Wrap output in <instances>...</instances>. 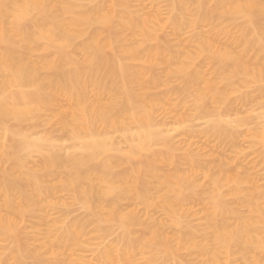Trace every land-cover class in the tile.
<instances>
[{
  "label": "rangeland",
  "instance_id": "374dc122",
  "mask_svg": "<svg viewBox=\"0 0 264 264\" xmlns=\"http://www.w3.org/2000/svg\"><path fill=\"white\" fill-rule=\"evenodd\" d=\"M67 3H73L70 11L63 9ZM199 3L213 12H199ZM51 6L62 26L56 43L76 24L70 47L33 45L28 57L41 78L73 82L75 74H99L101 62L118 57L126 90L138 79L149 87V132L156 137L149 148L143 135L131 144L124 134L137 128L125 116L122 128L105 129L113 148L96 153L93 145L104 140L102 125L87 130L79 109L99 103L89 88L71 102L54 87L32 99L39 108L29 118L0 116V184L13 183L8 200L0 195V216L9 224L0 227V264H100L96 256L105 249L117 264H129L125 251H113L128 243L134 249L131 264H208L198 247L213 245L207 215L214 211L225 212L232 226L237 222L232 213L252 219L249 242L236 249L229 264H264V93L259 95L264 90V0H60ZM111 7L118 26L87 23L86 16L97 19ZM226 16L233 20L230 25ZM242 49L250 60L246 71L224 56ZM0 53L25 58L16 43L0 45ZM48 62L63 74L52 75ZM209 81L217 96L200 99L197 94ZM72 104L80 105L72 110ZM212 121L230 126L231 135L213 134ZM21 136L30 140L25 149ZM37 143L43 149L33 146ZM12 150L15 159L6 155ZM51 152L56 158L48 165ZM66 157L71 161L62 164ZM163 177L168 182L159 185ZM99 196L112 203L102 212L94 208ZM246 198L259 213L248 212ZM165 201L173 204L175 215ZM214 218L220 220V214ZM77 221L84 222L83 231L74 226Z\"/></svg>",
  "mask_w": 264,
  "mask_h": 264
},
{
  "label": "bare ground",
  "instance_id": "6f19581e",
  "mask_svg": "<svg viewBox=\"0 0 264 264\" xmlns=\"http://www.w3.org/2000/svg\"><path fill=\"white\" fill-rule=\"evenodd\" d=\"M51 2L59 3L60 0H0V45L5 46L16 43L21 46L25 55V58H21L16 54L0 53V116L13 118L18 121L29 118L31 116V112L36 111L39 108L38 105L32 101V99H39L40 95L53 91L55 89L54 87L63 91L67 97L70 98L71 102L79 100V98L82 97V95L85 94L89 88L90 92L94 91L96 93V98L99 103H96V105H83L80 106L79 109L85 113V117H82V119L86 123L87 130L94 131L102 125L100 131L103 133L104 140L97 142L95 146L93 145L95 152H106L109 148H113L106 135L107 133L105 134V129L122 128L124 125L120 118L125 116H127L131 123H134L137 128V131L134 133H125V139L132 144L136 141L140 142L139 136L143 135V137L146 138L143 145L145 148H149L156 137V135H152L149 132L148 116L151 107L149 102H146L147 95L145 94V91H147L149 87L147 84V88L144 87L142 79H138L139 81L131 82L132 86L130 89L126 90L125 83L119 76L121 73V64L118 57L101 62L99 74L90 71L82 75L75 74L76 77L73 79V82H64L59 84L51 78H41L39 73L40 71L36 63L28 57L31 53H33V45L38 42H43L46 48L54 47L56 45L60 47H70L72 34L69 33L76 24V22L70 24V26L64 30L66 35L64 41L56 43L54 36H56L59 32L61 33L62 26L56 19V14L51 6ZM181 6H183V3ZM70 7H73V3H67L63 9L66 8L67 11H70ZM100 7H102V3L100 4ZM197 9L201 13H208L210 11L213 12L210 8L207 10L208 12H206L202 3L198 4ZM113 13L114 10L113 7H111V12L105 13L97 19L92 17L88 18V16H86V20L89 24H114L113 26L116 27L118 24L116 22H112ZM248 16V14H245L243 19L248 20L247 23H250L252 18H247ZM146 20L147 19L144 18V21ZM223 20L226 23H229V25L233 22V20L227 16L224 17ZM42 21L47 23L44 27L41 26ZM145 52L148 53L149 51L145 50ZM224 56L226 59L235 61L236 64L241 67V71L248 70L247 67L250 65V60L245 57L246 55L244 49L236 55H232V53L225 51ZM88 61L90 63H94L92 59H88ZM45 65L52 75L59 76L63 74L61 67H56L54 63L48 62L45 63ZM238 72V70H235L232 74H229L228 80L232 81L230 79ZM213 87V82H207L205 85L206 90L200 91L197 94V97L200 99L207 97L214 99L217 94L213 93ZM263 93L264 90L261 88L259 90V95L261 96ZM143 95L146 96L144 97ZM133 98H135V100H133ZM79 105L80 104H72L70 108L73 110ZM229 108L230 103L225 105V110L229 111ZM209 130L220 138L230 136L232 133L231 127L221 121H212L210 123ZM6 133L13 136L19 135L10 131H6ZM40 145L43 149L41 143ZM40 145L38 143L36 145L33 144L34 147H39ZM20 146L22 149H25L30 146V140L25 136H21ZM14 151H16L15 148ZM14 151L12 150L9 155H6L11 159H15ZM55 158V154L51 152L50 159H48L47 164L53 165ZM70 161L71 159L68 157L61 159L62 164ZM109 167L110 165L108 163L104 164V168ZM130 171L132 173H138V170L135 169H130ZM3 175L4 178H9V174L3 172ZM167 182L168 180L163 177L159 180L158 184L162 185ZM213 184L216 185L217 182L213 180ZM12 188L13 183L0 184V195L7 199L8 192L11 191ZM160 189V186L156 187L157 192H159ZM165 202L169 211L175 215L176 212L174 211L173 204L170 201ZM175 202L181 204L183 201L182 199L177 198ZM243 203L249 210L248 212L250 214L260 212L258 205L250 198L243 200ZM111 205L112 203H105V199L99 196L94 208L102 212L107 206ZM219 214L220 220H216L214 217ZM232 214H234V217L237 220L234 226L227 223L228 217L226 218L225 212L222 213L220 211H214L207 215L212 223L211 237L213 245L211 247H198V249L201 254L207 257L206 261H208V264H229L231 260L230 258L234 255L236 249L241 247L242 250H244L245 245L249 242V227L252 224V219L243 217L237 213ZM181 216L182 215L179 214V216H176L173 219V223L175 225L180 224ZM90 217L93 216L91 215ZM80 223L82 222L80 221ZM80 223L77 221L74 226ZM130 223V220L125 222L127 225ZM8 225V219L4 216H0V227L5 230L8 228ZM82 225L84 228V222ZM82 225H78L77 227H80L82 230ZM83 242H85V240ZM192 248L197 247L196 245H192ZM110 250H113V248L110 247ZM119 250L125 251L123 256L128 260V263L131 264L129 260L131 258L130 253L134 250L131 245L129 243L126 245L122 244L121 248L114 246L113 251L117 255H119ZM164 256L163 260L166 259L168 255ZM169 256H171V254H169ZM113 257L115 256L111 255L106 249L100 251L96 256L98 260L97 262L100 264H111L115 261ZM116 262L117 261H115V263Z\"/></svg>",
  "mask_w": 264,
  "mask_h": 264
}]
</instances>
